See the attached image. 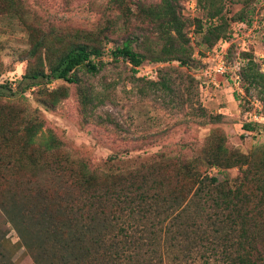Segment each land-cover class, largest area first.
I'll return each instance as SVG.
<instances>
[{
  "label": "rangeland",
  "instance_id": "rangeland-1",
  "mask_svg": "<svg viewBox=\"0 0 264 264\" xmlns=\"http://www.w3.org/2000/svg\"><path fill=\"white\" fill-rule=\"evenodd\" d=\"M107 1L0 0V248L6 251L4 245L8 247V264H30V257L16 246L17 232L6 220L5 209L25 221L48 201L39 190H45L43 194L70 190L67 180L77 174L81 163L102 179L110 171L148 166L181 184L177 160L197 154L206 143L219 139L230 150L249 155L264 152V117H253L255 109L264 116V90L245 83L236 92L229 76H218L217 84L209 85L199 74L198 58L206 50L202 36L210 21L196 0H178L188 38L184 46L188 66L171 59L151 61L154 55H162L163 40L151 23L134 13L140 2L158 0H123V10ZM221 2L231 31L239 11L249 8L251 18L264 7V0ZM108 18L115 26L105 29ZM263 34L254 29L252 35L236 42L264 72ZM127 36L134 49L148 52L147 63L155 64L157 73L141 76L128 61L112 57L110 51ZM39 41L44 42L43 49L39 46L31 54ZM75 42L100 48L101 54L91 56L95 69L77 67L76 82L52 78L22 92L15 89L23 74L46 70L50 61ZM216 43L220 46L225 41ZM147 79L164 82L151 84ZM51 140L57 143L54 152L59 156L49 153V167L58 163L62 172L58 176L47 169L46 180H41L42 172L33 173ZM109 157L114 158L111 165ZM222 172L233 178L238 169L232 166ZM61 176L58 186L52 178L62 180ZM208 262L218 264L212 258Z\"/></svg>",
  "mask_w": 264,
  "mask_h": 264
},
{
  "label": "trees",
  "instance_id": "trees-1",
  "mask_svg": "<svg viewBox=\"0 0 264 264\" xmlns=\"http://www.w3.org/2000/svg\"><path fill=\"white\" fill-rule=\"evenodd\" d=\"M196 1L210 21L202 36L205 49L217 45L218 40L229 39L231 30L221 0ZM110 2L115 9H124L123 0L107 1ZM249 11V8L239 11L234 21H250L255 14L250 18ZM134 15L151 23L163 40L162 55H154L151 61L171 59L188 66L184 48L188 38L183 31L185 20L178 9V0L140 2ZM113 26L115 21L108 18L105 29ZM43 43L33 44L30 53L39 46L43 49ZM131 44V37L127 36L110 53L113 58L128 61L134 72V66L149 62L150 57L147 51L136 50ZM99 54L96 45L72 43L48 63L46 70L23 74L15 89L22 92L52 78L76 82L75 69L81 65L95 69L91 56ZM235 55L245 59L239 69L242 90L245 83L264 90V72L246 48H238L231 42L226 56L232 59ZM198 61L200 70L203 65ZM247 126L252 128L251 121ZM56 146L54 140L49 141L45 146L48 153L33 173L42 172L41 180H46L47 169L58 176L62 172L58 170L60 164H54L55 168L48 164L49 153L55 154ZM250 154L230 150L219 139L213 144L206 143L197 154L177 160L176 173L181 184L148 166L112 174L110 171L102 179L81 163L77 174L67 180L70 190L54 191V195L39 190L48 201L38 205V213L22 221L5 209L6 220L15 228L16 246L28 253L30 264H195L196 261L208 264L210 258L218 264H264V152ZM113 161L109 157L110 165ZM232 166L238 169L233 178L222 172ZM52 179L58 186L63 181ZM4 247L6 251L0 248L3 260L0 264L5 260L4 264H8V247Z\"/></svg>",
  "mask_w": 264,
  "mask_h": 264
},
{
  "label": "built area",
  "instance_id": "built-area-1",
  "mask_svg": "<svg viewBox=\"0 0 264 264\" xmlns=\"http://www.w3.org/2000/svg\"><path fill=\"white\" fill-rule=\"evenodd\" d=\"M259 10H257L250 21L237 22L236 26L231 31L230 38L225 40V44L220 46L215 45L203 52L199 58L200 63L203 65L199 70V74L201 75L203 82L209 85L217 84L218 76H229L234 89L239 92L242 91L239 69L240 66L243 65L245 59L238 55H235L232 59H228L226 56V48L231 42H235L237 46L236 39L243 36L249 37L252 35L254 29L264 31V7ZM154 66L155 64L143 63L141 65L134 66V68L135 72L138 74L151 76L155 72L153 69ZM255 105L260 107L257 102ZM253 117L257 119L258 117L263 118L264 116L259 114L255 109Z\"/></svg>",
  "mask_w": 264,
  "mask_h": 264
}]
</instances>
